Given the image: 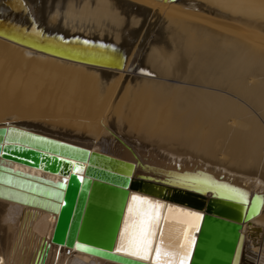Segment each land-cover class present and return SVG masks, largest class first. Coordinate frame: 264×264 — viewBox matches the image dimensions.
Wrapping results in <instances>:
<instances>
[{
  "label": "bare ground",
  "instance_id": "6f19581e",
  "mask_svg": "<svg viewBox=\"0 0 264 264\" xmlns=\"http://www.w3.org/2000/svg\"><path fill=\"white\" fill-rule=\"evenodd\" d=\"M259 37L264 0H0V127L133 164L132 170L122 163L106 169L130 173L137 192L193 209L199 197L169 187L220 199L206 210L225 206L241 221L238 264H264ZM176 92L194 100L200 114L181 112ZM63 116L68 119H57ZM34 143L46 152L77 154L46 140ZM65 183L0 162V264H118L51 242ZM104 183L93 178L84 231L107 248L124 192ZM133 205L159 213L137 200ZM184 206H166L156 241L175 252L194 220ZM24 242L33 249L20 259Z\"/></svg>",
  "mask_w": 264,
  "mask_h": 264
},
{
  "label": "water",
  "instance_id": "95a60500",
  "mask_svg": "<svg viewBox=\"0 0 264 264\" xmlns=\"http://www.w3.org/2000/svg\"><path fill=\"white\" fill-rule=\"evenodd\" d=\"M10 129L0 127V162L18 163L22 166L41 170L44 173L66 179L65 185L59 186L63 191V195L61 200H59L57 220L51 236L52 243L73 248L118 264H152L151 259L141 260L123 251H117V247L122 243L121 228L127 225L128 235H130L132 226L140 220L142 215L148 214L141 209L133 207L134 201L132 197L134 195L144 197L147 202L137 201L158 209L159 213L157 215L151 213L155 217L153 222V245L157 241L162 224L163 211L166 206L171 204L184 205L134 191L130 186L134 183L131 180L130 173H120L115 170L108 172L109 168L121 163L132 170L133 164L111 158L107 155L89 152L88 149L83 147L57 142L29 131L15 128ZM16 132L20 133L18 141H14ZM39 140H46L49 143L57 144L58 148H66L77 154L68 155L69 153L63 149H60V153H56L55 149L49 148V152H46L44 151L43 144L34 143ZM22 144H29L38 148L23 147ZM61 154L64 156H61ZM66 156H73L76 161L73 163ZM85 163L86 166H84ZM82 167H84L83 172H80L77 168ZM93 178H98L106 182L104 183L105 185L124 192V198L119 204V212L113 215L114 231L111 234L110 246L107 248L98 247L85 237L84 222L88 219L90 220V211L92 210V204H89L88 196ZM143 179L145 178H141V180L135 182H145ZM148 180L147 184L168 188L167 186H162L160 182L154 181L155 183H159L158 185L152 184L149 182L151 180ZM169 188L176 192L197 196L200 199V206L197 209H193L189 205L184 206L190 212L192 210L201 214L199 228L195 232V244L193 245L188 264H238L242 245V235L240 232L243 226L241 225V221L229 217L230 211L225 206L216 207L214 211H218V213L206 210L207 206L220 201V199L214 196L209 197L177 186ZM130 203L132 205L131 211L129 210ZM203 204L205 208H203ZM126 215L127 221L125 220ZM126 242L127 235L123 243L126 245Z\"/></svg>",
  "mask_w": 264,
  "mask_h": 264
},
{
  "label": "snow or ice",
  "instance_id": "6c2138e0",
  "mask_svg": "<svg viewBox=\"0 0 264 264\" xmlns=\"http://www.w3.org/2000/svg\"><path fill=\"white\" fill-rule=\"evenodd\" d=\"M85 43H87V41ZM132 200L147 202L146 198L137 197L135 195L132 197ZM157 207H159V205H157ZM131 208L132 205L130 203V211ZM188 215L193 217L194 220L190 224V230H185V242L179 252L171 251L164 247L163 240L153 245V222L155 217L151 213L141 216L140 220L132 226L130 235H128L127 225L121 228L122 243L117 247V251H123L141 260L151 259L152 264H188L193 245L195 244L193 232L199 228L201 214L198 212H190ZM125 220L127 221V215L125 216ZM126 235L127 242L125 245L123 241Z\"/></svg>",
  "mask_w": 264,
  "mask_h": 264
},
{
  "label": "rangeland",
  "instance_id": "374dc122",
  "mask_svg": "<svg viewBox=\"0 0 264 264\" xmlns=\"http://www.w3.org/2000/svg\"><path fill=\"white\" fill-rule=\"evenodd\" d=\"M258 19V18H257ZM260 19V18H259ZM258 19V20H259ZM260 20H262V19H260ZM263 22V21H262ZM178 41V40H177ZM177 41H175V43L177 42ZM259 41L260 42H264V38L263 37H259ZM177 44V43H176ZM134 65H132V68L129 70V74H127V77H126V75H125V73H124V76H123V80H121L122 81V83H123V85H124V87L127 85V84H129V83H131V80H130V77H131V75H132V73H133V70H134ZM25 68V67H24ZM24 68H23V70H24ZM121 73H122V71H121ZM117 79H118V77H117ZM116 79V80H117ZM172 81V84H173V86L174 85H176V83L177 82H175L174 80H171ZM178 85V84H177ZM178 87H179V85H178ZM175 95L176 96H179V97H177V100H174L173 99V102H174V104H176L177 106H178V109L181 111V112H183V113H185V112H191V111H193L195 108H196V104H195V102H194V100H192V99H190L186 94H184L183 92H176L175 93ZM197 114H200V112H197L196 110L195 111H193L192 112V115L195 117ZM52 116H48L47 118H45V119H54V118H56L55 116L57 115V113H55L54 115L53 114H51ZM50 117V118H49ZM42 118H44V117H42ZM68 119V117H66V116H63V118L62 117H58L57 119ZM44 120V119H43ZM132 121H134L133 119H132ZM133 123V122H132ZM132 123H130V125L132 124ZM263 223H264V219H263V221H262ZM24 246H26L27 248H29V251L27 252L26 250H28V249H24ZM32 248V246L31 247H28V243H26V242H24L23 243V246H22V243H21V245H20V247H19V251H18V257L20 258V259H23V257L27 254V255H29V252H30V250H32L31 249ZM50 264H53L52 262L50 263Z\"/></svg>",
  "mask_w": 264,
  "mask_h": 264
}]
</instances>
